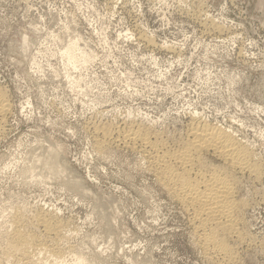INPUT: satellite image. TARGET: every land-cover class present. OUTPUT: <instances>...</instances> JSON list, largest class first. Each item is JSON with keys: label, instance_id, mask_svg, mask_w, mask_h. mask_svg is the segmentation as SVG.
<instances>
[{"label": "rangeland", "instance_id": "obj_1", "mask_svg": "<svg viewBox=\"0 0 264 264\" xmlns=\"http://www.w3.org/2000/svg\"><path fill=\"white\" fill-rule=\"evenodd\" d=\"M0 89V264H20L4 255L17 210L38 235V214L62 226L57 264H220L123 138L142 129L173 152L198 121L231 130L262 167L206 150L195 171L234 183L230 264H264V0H0Z\"/></svg>", "mask_w": 264, "mask_h": 264}, {"label": "bare ground", "instance_id": "obj_2", "mask_svg": "<svg viewBox=\"0 0 264 264\" xmlns=\"http://www.w3.org/2000/svg\"><path fill=\"white\" fill-rule=\"evenodd\" d=\"M76 47L75 42L65 47L64 55L68 65L74 66L77 61ZM6 95L0 89V127L9 111ZM230 131L216 126H204L199 121L197 124L193 122L185 147L173 152L166 149L163 143L154 142L150 133L144 132L142 129L127 131L123 137L124 140L132 141L133 144L140 142V147L142 146V150L144 149L148 154L149 167L157 175L158 181L166 188L169 195L180 202L191 215L196 232V236H194L197 237L198 245L204 248L209 259L220 264H230L235 258V252L231 243L229 244L228 238H231L230 240L233 237L239 238L238 220L240 217L238 218L237 213L241 209V205L235 198L234 183L230 177L225 176L224 171V176L222 172L219 173L220 170L219 174L216 170L207 174L199 169L195 171V166L197 162L201 161V154L208 150L221 157L235 169L242 171L251 169L254 173L262 174L261 165L255 163L252 148L248 147L250 144L246 145L242 141L240 142ZM106 134L105 136H107ZM24 215L22 210H17L12 220L10 219V225L13 228L10 232L6 231L9 233L5 240L2 237L5 241L4 255L7 254L8 257L15 258L16 262L20 264H41L39 257L42 256L52 259L55 264L63 263V260L66 259V257L64 259L66 252L63 251L62 243H60L61 233L64 230L61 228L62 226L57 225L58 222L53 225L48 220L50 217L47 218L45 214H38V219L35 222L43 225L44 228V233L38 235L35 230H32L36 224L33 223V227L28 226L26 222L30 220L26 221Z\"/></svg>", "mask_w": 264, "mask_h": 264}]
</instances>
